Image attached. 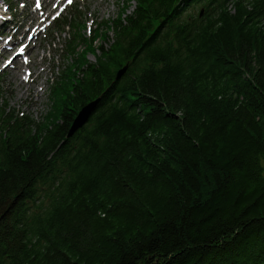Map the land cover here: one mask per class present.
Instances as JSON below:
<instances>
[{
    "label": "trees",
    "instance_id": "obj_1",
    "mask_svg": "<svg viewBox=\"0 0 264 264\" xmlns=\"http://www.w3.org/2000/svg\"><path fill=\"white\" fill-rule=\"evenodd\" d=\"M123 5L55 23L43 121L0 96V264H264V0Z\"/></svg>",
    "mask_w": 264,
    "mask_h": 264
},
{
    "label": "rangeland",
    "instance_id": "obj_2",
    "mask_svg": "<svg viewBox=\"0 0 264 264\" xmlns=\"http://www.w3.org/2000/svg\"><path fill=\"white\" fill-rule=\"evenodd\" d=\"M13 2L16 4L14 14L7 10V4H3L2 0L0 3V96L11 109L26 113L36 121H43V116L49 110L52 84L72 62L67 54V42L73 38L74 33L71 29L61 32L54 28V24L49 25L47 22L51 14L57 12L64 3L58 4V0H40L39 6L42 8L39 10L35 6L38 0ZM124 2L125 0H73L60 17L68 15L74 5H78L77 12L71 13L70 20L80 16L81 24L85 25L80 36L92 41L94 30L103 26L101 31L105 32L104 23L108 19H117ZM197 12L198 9L194 8L189 14L195 15ZM36 35L39 36L38 39ZM110 37H113V33ZM23 43L24 47L28 45L25 52L29 53L31 59L29 66L23 63L22 56H17L18 52H24L19 50V44ZM83 43L85 46L86 42ZM101 44L102 40L95 43L96 46ZM89 60L95 61V58L89 56ZM8 61L11 63L7 64ZM27 70L33 71L30 79L27 78Z\"/></svg>",
    "mask_w": 264,
    "mask_h": 264
},
{
    "label": "water",
    "instance_id": "obj_3",
    "mask_svg": "<svg viewBox=\"0 0 264 264\" xmlns=\"http://www.w3.org/2000/svg\"><path fill=\"white\" fill-rule=\"evenodd\" d=\"M128 70V65L121 69L117 74V79H120ZM94 111V104H90L82 108L77 117L75 118L69 136H72L76 131L81 129L89 120Z\"/></svg>",
    "mask_w": 264,
    "mask_h": 264
},
{
    "label": "bare ground",
    "instance_id": "obj_4",
    "mask_svg": "<svg viewBox=\"0 0 264 264\" xmlns=\"http://www.w3.org/2000/svg\"><path fill=\"white\" fill-rule=\"evenodd\" d=\"M39 36H36V38L38 39ZM27 57V56H26ZM21 68V67H20Z\"/></svg>",
    "mask_w": 264,
    "mask_h": 264
},
{
    "label": "snow or ice",
    "instance_id": "obj_5",
    "mask_svg": "<svg viewBox=\"0 0 264 264\" xmlns=\"http://www.w3.org/2000/svg\"><path fill=\"white\" fill-rule=\"evenodd\" d=\"M69 2H71V0H69Z\"/></svg>",
    "mask_w": 264,
    "mask_h": 264
}]
</instances>
